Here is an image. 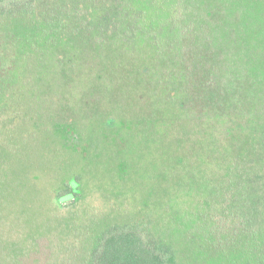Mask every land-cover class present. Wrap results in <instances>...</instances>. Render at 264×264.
Returning a JSON list of instances; mask_svg holds the SVG:
<instances>
[{
	"label": "trees",
	"instance_id": "trees-1",
	"mask_svg": "<svg viewBox=\"0 0 264 264\" xmlns=\"http://www.w3.org/2000/svg\"><path fill=\"white\" fill-rule=\"evenodd\" d=\"M144 1L147 3L138 4L140 10L136 11L143 14L138 16L133 14L135 3L127 8L121 0H0V99H4L11 88L20 93L21 90H28V94L41 95L40 83L54 77L52 67L58 60V51L65 52L64 60L76 64L77 60L92 55L87 53V48L100 50V57H104L109 43L107 38L114 40L115 37L119 41L125 39L120 37L123 33L130 36V33L136 32L128 26L117 29L121 20H128L127 12L133 15L131 28L136 27L138 22L145 26L148 35L145 43L151 49L149 55H152L150 64H154V59L158 57L161 60L165 58L167 63L153 72V67L144 66L139 70L137 66L135 69L142 77L141 83L145 78L152 81L147 91L154 89L149 92L153 93L152 96L145 90L136 94L137 136H145L156 149L162 143L167 146L168 155L173 158L174 187L181 191L188 190L185 199L180 196L178 203L171 204L173 213L169 225L177 232L164 234L159 231L156 222L112 226L82 253L74 250V240L67 241L63 247L56 240V247L62 251V256L48 260L40 256L38 264L46 260L52 264H179L175 242L180 237L188 238L192 247L198 238L202 239L206 233L212 235L214 231L223 238L236 235L234 244L246 247L238 252L245 257L242 264H264V32L246 30L248 23L258 27L257 30L264 27V15L258 13L252 17L248 11L241 16L244 22L238 23L234 29L233 24L237 20L232 21L220 10L217 12L206 8L207 22H201L194 15L196 10L191 8L186 9V12L197 23H190L180 29L178 21L182 18V12L178 0ZM229 1L232 4L224 2V6L232 9H236L235 6L243 7L244 0ZM118 6L127 8L125 16ZM263 8L258 9L264 12ZM164 21L169 29L172 27L175 32L176 27L179 35L196 45L208 42L214 34L212 32L224 34L231 27V41L236 45L244 42V47L237 48L245 49L246 55L237 51L233 57L229 56L232 68L228 72L223 71L219 80L213 79L206 72L217 70L218 64L215 62L218 55L215 48L209 47L205 52L207 59L211 58L210 68L208 64H203L199 52H196L192 64L180 62V52L172 45L176 44V34L175 42L166 44V51L163 49L165 43L162 44V41L165 39L162 36L165 32L173 33L168 29L154 34L155 30L164 28ZM83 31L85 34L79 38L78 33ZM149 31H153V34ZM11 62L15 64V73L22 76L21 80H9ZM104 64L101 66L104 67ZM179 70H183L182 76H179ZM35 80L37 82L33 83ZM21 81H25L24 86H21ZM222 82L228 87H223ZM79 84L85 85V89L86 85L90 86L104 95L112 90L111 80L107 78L91 77V80H79ZM70 88L73 89L72 85ZM229 89L234 90V99L233 94L227 91ZM76 92L79 91L76 89ZM202 95L206 106L211 107L213 103L215 106L200 109L198 101ZM109 96L111 100L113 96ZM171 102L172 108L176 110V119L179 116L181 121L188 120L184 124L180 122L181 128L169 122L166 109ZM152 106H158V110L148 111L147 107ZM228 110L231 112L229 122ZM203 120L209 122V128L203 125ZM232 120L234 126L230 125ZM162 129L167 131L164 133ZM157 137L160 139L155 141ZM178 171L188 176H181L176 173ZM224 216L227 218L224 219ZM229 219L237 220L234 225L236 229L227 227L225 220ZM246 230L249 232L247 235Z\"/></svg>",
	"mask_w": 264,
	"mask_h": 264
},
{
	"label": "rangeland",
	"instance_id": "rangeland-1",
	"mask_svg": "<svg viewBox=\"0 0 264 264\" xmlns=\"http://www.w3.org/2000/svg\"><path fill=\"white\" fill-rule=\"evenodd\" d=\"M139 2L121 0L127 8L135 3L132 13L138 16L140 12L138 14L136 9L140 10L139 5L147 1ZM178 2L182 12V18L178 21L180 29L190 23H197L193 16L188 17L190 13L187 14L186 9L191 8L196 10L194 15L201 22H207L206 8L217 12L220 10L232 21L237 20L233 24L234 29L238 23L244 22L241 16L248 11L250 16H257L258 13L264 15L263 10L258 9L264 7V0H244L243 7L235 6L236 9L224 6V2L232 4L229 0ZM118 8L125 16L127 8ZM128 13V20H121L117 29L128 26L136 32L130 33V36L123 33L120 37L125 39L119 41L115 37L114 40L107 38L109 43L104 57H100V50L87 48V53L92 55L77 60L76 64L64 60L65 52L58 51V60L52 67L54 77L40 83L41 95L28 94V90H21L20 93L11 88L4 99H0V264H38L40 256L47 260L60 257L62 251L56 247V240L61 247L67 241L74 240V250L82 253L91 248L102 233L117 225L136 226L142 221L148 224L156 222L159 231L164 234L177 232L169 225L173 213L171 204L178 203L180 196L185 199L188 190L181 191L174 187L173 158L168 155L167 146L162 143L156 149L145 136H137L139 124H136V94L145 90L152 96L153 93L149 92L154 89L147 91L152 81L145 78L141 83L142 77L135 69L137 66L139 70L147 66L153 67V72L167 61L158 57L154 59V64H150L152 55H149L151 49L145 43L148 36L145 26L138 22L136 27L131 28L134 19ZM164 23V28L155 30L154 34L169 29L168 24ZM254 26L248 23L246 30L264 32V27L257 30L258 27ZM169 30L173 34H163V49L166 51V44L175 42V33L176 44L172 45L178 48L180 62L185 64H192L196 52H199L203 64H208L210 68L211 58L207 59L205 52L209 47L215 48L218 55L215 62L218 64L217 70L206 72L213 79L219 80L223 71L228 72L232 68L229 56L233 57L237 51L246 55L245 49H238L244 47V42L236 45L231 41V27L224 34L212 32L214 34L210 40L203 41V45L184 39L183 35L176 32V27L175 32L172 27ZM206 30L209 31V27ZM137 32L142 35H137ZM149 32L153 34V31ZM81 34L85 32L78 33L79 38ZM77 43L79 45L80 42ZM176 61L179 62V59ZM104 62L105 68L101 66ZM14 66L13 62L9 64L8 78L11 81L21 80L22 76L15 73ZM179 72V76H182L183 70ZM90 76L93 79L111 80L112 90L107 92L113 96L111 100L109 94L98 93L87 85L85 89V85L79 84V80H91ZM127 80L130 82L127 83ZM22 81L21 86H24L25 81ZM222 84L223 87L227 86L224 82ZM71 85L73 89H69ZM227 91L233 94L234 99V90ZM198 104L203 110L215 106L214 103L211 107L206 106L203 95ZM156 107L147 109L156 112ZM172 107L173 102L166 109L169 122L181 128L180 122L184 124L188 120L181 121L179 116L176 119V110ZM230 116L228 110V122ZM202 123L210 127L208 121L203 120ZM230 125L234 126L233 120ZM162 130L164 133L167 131ZM159 139L157 137L155 141ZM238 167L240 171L241 163ZM176 173L188 176L182 171ZM235 219L225 220L228 228L236 229ZM245 234H249L248 230ZM235 239L236 235L223 238L214 231L212 235L206 233L202 239L198 238L191 247L188 238L180 237L175 242L179 264H242L245 257L238 252L246 247L234 244ZM245 241L244 244L247 243ZM46 261L42 264H52Z\"/></svg>",
	"mask_w": 264,
	"mask_h": 264
}]
</instances>
